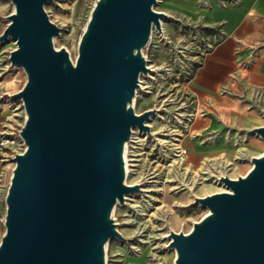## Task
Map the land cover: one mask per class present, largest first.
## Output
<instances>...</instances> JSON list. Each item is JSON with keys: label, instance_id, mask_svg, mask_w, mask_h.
<instances>
[{"label": "water", "instance_id": "1", "mask_svg": "<svg viewBox=\"0 0 264 264\" xmlns=\"http://www.w3.org/2000/svg\"><path fill=\"white\" fill-rule=\"evenodd\" d=\"M10 0L0 42L15 41L12 66L25 74L20 99L25 149L13 157L5 191L0 264H106L110 239L126 241L112 217L141 184L125 182L124 151L134 127L150 133L156 109L136 113L143 49L167 14L157 0H95L77 55L54 46L61 28L44 4ZM264 115V111H263ZM264 142V125L250 130ZM227 190L194 201L207 212L188 232L169 229L174 264H264V152Z\"/></svg>", "mask_w": 264, "mask_h": 264}, {"label": "rangeland", "instance_id": "2", "mask_svg": "<svg viewBox=\"0 0 264 264\" xmlns=\"http://www.w3.org/2000/svg\"><path fill=\"white\" fill-rule=\"evenodd\" d=\"M178 0H157L154 9L167 14L161 19L162 33L154 27L148 45L143 49L150 71L139 77L133 107L136 113L156 109L147 120L150 133L133 128L124 151L128 171L127 184L140 183L141 191L126 196L125 204H117L112 217L118 231L127 238H112L106 245V264H174V251L168 249L169 229L188 232L207 209L195 202L225 189L218 177L236 178L251 167L249 156L232 163L221 162L209 176L198 175L185 168V153L193 149L190 134L194 118L191 94L187 88L194 68L211 44V31L189 12L176 9ZM205 3L208 0H199ZM95 0H51L44 4L49 18L61 28L54 46L65 48L71 58L77 55V44ZM13 11L10 0H0V33ZM15 48L11 39L0 42V96L10 104L9 120L22 124L20 99L10 95L25 83V74L8 60ZM18 110L14 111V109ZM15 113V115H14ZM264 117V116H263ZM184 134V135H183ZM242 131H233L240 139ZM264 144L249 153L260 155ZM126 166V160H125ZM11 167L4 173L6 186ZM4 227L1 226V232Z\"/></svg>", "mask_w": 264, "mask_h": 264}, {"label": "crops", "instance_id": "3", "mask_svg": "<svg viewBox=\"0 0 264 264\" xmlns=\"http://www.w3.org/2000/svg\"><path fill=\"white\" fill-rule=\"evenodd\" d=\"M176 9L190 11L212 35L187 81L195 113L185 134L194 147L184 152L187 170L209 176L221 162L256 156L249 152L264 144L250 131L264 125V0H178ZM10 115V104L0 96V134ZM239 130L237 139L233 131ZM5 172L0 161V236Z\"/></svg>", "mask_w": 264, "mask_h": 264}, {"label": "built area", "instance_id": "4", "mask_svg": "<svg viewBox=\"0 0 264 264\" xmlns=\"http://www.w3.org/2000/svg\"><path fill=\"white\" fill-rule=\"evenodd\" d=\"M19 109L23 112V121H24L25 113H24L22 101L20 102ZM16 110H18V108L14 109L13 112ZM22 125L23 122L22 124L18 125L17 123H14L13 121L8 119L7 125L4 127L3 131L0 134V161L5 166L6 171L10 167L12 169L14 165L12 159L15 156V154L22 153L23 150L25 149L24 141L19 134L20 127ZM2 223H3V219H2Z\"/></svg>", "mask_w": 264, "mask_h": 264}, {"label": "bare ground", "instance_id": "5", "mask_svg": "<svg viewBox=\"0 0 264 264\" xmlns=\"http://www.w3.org/2000/svg\"><path fill=\"white\" fill-rule=\"evenodd\" d=\"M13 41V40H12ZM13 42H15V41H13ZM73 59V58H72ZM264 148V147H263ZM126 150V149H125ZM264 152V151H263ZM263 152H261V153H263ZM260 153V154H261ZM125 160H126V169H127V171H128V166H127V159H126V154H125ZM220 183H222V182H220ZM223 184V183H222ZM225 186V185H224ZM225 190H227V188H226V186H225V189L223 190V191H225ZM174 255H175V252H174ZM174 262V261H173Z\"/></svg>", "mask_w": 264, "mask_h": 264}]
</instances>
